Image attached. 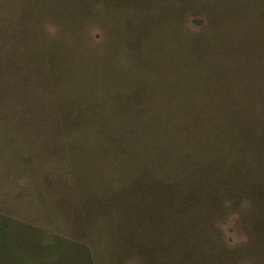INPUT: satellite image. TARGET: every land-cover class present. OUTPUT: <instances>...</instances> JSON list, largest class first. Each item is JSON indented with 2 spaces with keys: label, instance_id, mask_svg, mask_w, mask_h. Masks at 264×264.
I'll return each mask as SVG.
<instances>
[{
  "label": "rangeland",
  "instance_id": "rangeland-1",
  "mask_svg": "<svg viewBox=\"0 0 264 264\" xmlns=\"http://www.w3.org/2000/svg\"><path fill=\"white\" fill-rule=\"evenodd\" d=\"M225 2L186 0L208 17L222 13ZM33 3L0 0V264H140L122 241H116L114 215L102 207L104 194L122 189L125 169L121 165L131 167L116 146L119 140L110 139L112 127L129 120L128 116L114 115L108 129L94 134L90 130L96 124L82 120L77 126L90 124L88 130L56 140L48 129L50 122L46 130L52 138L40 133L38 125H46L42 122L48 120L47 114L58 110L60 114L69 103L106 113L143 108L146 102L138 100L145 95L148 105L153 102L158 108L182 104L188 96L207 99L214 85L202 76L207 68L203 63H217L211 68L241 83L240 67L246 72L257 58L232 59L226 48H213L209 42L223 28L211 29V20L191 11L186 17L190 33L181 34L209 38L206 54L184 56L190 52L189 41L183 39V49L182 39L170 40L168 35L173 36L175 29L160 30L155 39L141 43V53L121 39L109 43L107 28L86 21L82 32H69L80 46L69 49L67 62L57 65L48 48L59 28L45 15L27 13ZM241 8L247 21L224 28L231 42L235 46L251 40L264 43V0ZM197 18L204 20L200 27L191 25ZM257 63L256 69H262L264 59ZM257 81L264 86V78ZM135 93L137 102L132 103ZM74 135L80 140H74ZM127 141L122 145L133 143L137 151L130 153L132 158L164 149L161 145L148 150L153 140L147 138ZM130 147L127 152H132ZM219 228L229 245L228 264H264V193L229 213Z\"/></svg>",
  "mask_w": 264,
  "mask_h": 264
},
{
  "label": "trees",
  "instance_id": "trees-1",
  "mask_svg": "<svg viewBox=\"0 0 264 264\" xmlns=\"http://www.w3.org/2000/svg\"><path fill=\"white\" fill-rule=\"evenodd\" d=\"M223 1H226L224 11L219 15L211 13L209 17L186 0H34L27 8V13L45 15L59 28L48 48L57 65L67 62L72 53L69 49L80 46L69 32L76 29L82 32L86 21L107 28L109 43L121 39L141 53V43L155 39L160 30L175 29L168 38L182 39L183 49V39L189 41L190 52L184 56L206 54L205 43L209 38L181 34L190 33L186 17L191 11L211 20V29L223 28L209 42L213 48H226L232 59L257 58L253 68L252 65L245 68L246 72L240 67L241 83L230 81L232 77L211 68L217 63L202 62L203 68L207 67L202 76L210 86L214 85L207 99L188 96L182 104L158 108L153 102L149 106L150 99L145 95L138 101H145L147 110L145 105L106 113L69 103L61 108L60 114L59 110L47 114L48 120L42 122L46 125H38L40 133L49 136L50 130L56 140L62 135L88 130L90 124L77 126L82 125V120L96 124L95 130H90L94 134L108 129L114 115L128 116L129 120L112 127L110 139L119 140L116 146L131 161V167L121 165L125 169L122 189L112 195L104 194L102 207L114 215L116 241H122L123 248L140 264H228L229 245L219 223L244 202H254L257 195L264 193V86L257 81L264 78V64L262 69H256L257 62L264 59V43L251 40L235 46L224 29L232 28L234 22H246L241 7L254 6L256 0L249 4L245 0ZM235 9L236 14L232 13ZM203 24L202 18L191 22L194 27ZM66 52L70 55L65 56ZM195 58L202 61L200 56ZM170 63L167 64L174 65ZM200 92L202 96L204 90ZM135 96L136 93L132 103L137 102ZM48 122L50 128L46 130ZM75 138L74 135V140H80ZM141 138L153 140L148 150L162 145L163 151L132 158L130 153L137 152L133 143L131 147L126 144V148L122 143ZM129 147L132 152H127Z\"/></svg>",
  "mask_w": 264,
  "mask_h": 264
}]
</instances>
